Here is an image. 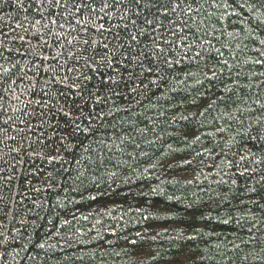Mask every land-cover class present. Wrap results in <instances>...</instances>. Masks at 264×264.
Listing matches in <instances>:
<instances>
[{
    "label": "trees",
    "instance_id": "16d2710c",
    "mask_svg": "<svg viewBox=\"0 0 264 264\" xmlns=\"http://www.w3.org/2000/svg\"><path fill=\"white\" fill-rule=\"evenodd\" d=\"M0 264H264V0H0Z\"/></svg>",
    "mask_w": 264,
    "mask_h": 264
}]
</instances>
